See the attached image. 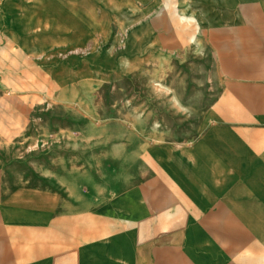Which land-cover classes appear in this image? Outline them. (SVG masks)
Segmentation results:
<instances>
[{
	"label": "crops",
	"instance_id": "crops-1",
	"mask_svg": "<svg viewBox=\"0 0 264 264\" xmlns=\"http://www.w3.org/2000/svg\"><path fill=\"white\" fill-rule=\"evenodd\" d=\"M0 67L88 84L5 107L0 264H264V0H0Z\"/></svg>",
	"mask_w": 264,
	"mask_h": 264
},
{
	"label": "rangeland",
	"instance_id": "rangeland-1",
	"mask_svg": "<svg viewBox=\"0 0 264 264\" xmlns=\"http://www.w3.org/2000/svg\"><path fill=\"white\" fill-rule=\"evenodd\" d=\"M120 48L117 49H108L109 55L115 53ZM112 66L110 63L107 66L108 71H111ZM1 68V67H0ZM28 69H33V72H35L33 66H28ZM115 71H117L116 68H114ZM119 71V70H118ZM39 72V71H37ZM57 72H55L56 74ZM43 75L44 80H35L37 74H31L29 75V79L27 81H19L15 80L14 78L18 76V73H12L9 70H7V67L4 68L3 71H0V124L3 122H8L10 119H19L20 114L19 113H9L5 112V107L10 105H35L33 108L36 109V105H40L41 107L45 106H52V103L54 101V97H52L53 90L55 91L58 88H67V89H73L75 90V93L77 92H84L85 89H87V85L83 81H79L77 79L69 80L68 78L70 75H58L60 79L57 80H51L47 74H39ZM56 76V75H55ZM69 81V82H68ZM106 82H101L98 79L93 80L92 88L100 89V85L102 84L103 89H109V94L112 99L113 104H123L125 102H121L122 99H130V98H122L121 96H116L118 99L115 100V95L117 93L114 92V90L117 89H128L131 90V88L136 87L140 89V92L142 93L143 90L147 89H159L162 90L158 85H156L157 82L162 83L163 81L158 80H151V81H133L131 80V76L128 75L127 77H113L108 75L107 80H104ZM164 86V85H163ZM164 89V88H163ZM111 90V91H110ZM130 92V91H129ZM84 94V93H83ZM83 97V96H82ZM81 99L80 102L73 103L75 106L76 104H82L87 105V97L86 99L83 98H76ZM85 99V100H84ZM111 100L109 101V103ZM81 105V106H82ZM32 116H40L42 117H48L52 115L51 111H43V110H37V112L29 114ZM95 116H99V114H93V120L98 119L95 118Z\"/></svg>",
	"mask_w": 264,
	"mask_h": 264
}]
</instances>
